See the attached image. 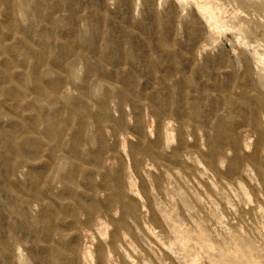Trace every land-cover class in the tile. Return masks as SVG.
Listing matches in <instances>:
<instances>
[{
    "label": "rangeland",
    "instance_id": "obj_1",
    "mask_svg": "<svg viewBox=\"0 0 264 264\" xmlns=\"http://www.w3.org/2000/svg\"><path fill=\"white\" fill-rule=\"evenodd\" d=\"M0 264H264V0H0Z\"/></svg>",
    "mask_w": 264,
    "mask_h": 264
}]
</instances>
